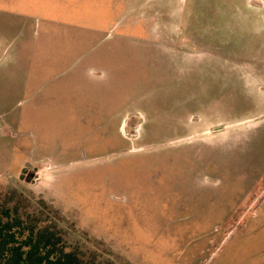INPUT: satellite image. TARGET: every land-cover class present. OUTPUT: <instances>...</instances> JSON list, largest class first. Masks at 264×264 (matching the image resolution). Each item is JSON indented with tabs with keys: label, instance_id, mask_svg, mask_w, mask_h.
<instances>
[{
	"label": "rangeland",
	"instance_id": "obj_1",
	"mask_svg": "<svg viewBox=\"0 0 264 264\" xmlns=\"http://www.w3.org/2000/svg\"><path fill=\"white\" fill-rule=\"evenodd\" d=\"M248 3L0 0V211L50 226L95 264H264L263 130L242 145L248 136L233 130H201L256 105L231 97L218 83L235 73L214 66L264 53L263 23L234 24L264 14L258 0ZM111 8L120 20L103 43L91 28L90 46L120 41L123 57H138L158 44L135 38L156 21L168 54L159 66L123 63L120 85L96 96L66 84L56 57L67 26L81 33L80 16ZM73 46L75 55L85 49Z\"/></svg>",
	"mask_w": 264,
	"mask_h": 264
},
{
	"label": "crops",
	"instance_id": "obj_2",
	"mask_svg": "<svg viewBox=\"0 0 264 264\" xmlns=\"http://www.w3.org/2000/svg\"><path fill=\"white\" fill-rule=\"evenodd\" d=\"M108 1L112 2V0ZM250 1L251 0H246V4H249L248 2ZM257 4L259 7H262L264 5V0H258ZM110 12L111 14H109L108 16L103 15L101 13V15L97 16L95 20L93 18L91 19L89 16H80L79 19L81 22V33H79L78 31L75 33L72 31V28L70 26H67V33L71 34H66V37L68 38L65 37V42L67 46L66 50H63L62 54H59V57H56V63L60 66L65 67L62 70L69 72L67 78L68 81L66 82V84H73L74 87H77L78 85L82 84L83 87H85V92L89 89V87H91V91H95L96 96L99 94L100 90H103V88H116L117 85H120L115 83V81H120V74L118 72L121 71L123 63L125 65L129 63L127 66L135 65L138 62H141L147 66H159L161 62L165 61L164 56L168 54L167 50L162 45L163 36L165 35V33L168 32L163 30L161 24L156 21H149L147 26L143 27L142 35L140 37L135 38L136 40L143 39L147 41L158 39V41H153L154 43L158 44H156V46H147L146 48L141 47L139 51H141L142 54H138V57H136L138 53L137 50H135L134 53H132L131 51L129 52V50H126L125 55H128L129 57H123V50L120 48V41H116L118 43L117 46L116 42H114V47H109L107 49L95 48L94 45L90 46V37L96 35L94 34L96 32H91V28L92 30H96L98 33L96 35V37L99 38H97V44L103 43L106 41L105 37L103 36H106L109 33L107 32V28L110 26V24H113L114 22H118L120 20L119 17L116 15V11L114 8H111ZM261 13L262 12H260V15H255V17L257 18H252L250 16H242L240 20V17L235 18L234 24L238 23L242 25L247 22L249 23V21L252 20V22L263 23V26H258L256 28V32H264V21H262L264 20V14L262 15ZM31 16L34 17L33 15ZM135 20H142V18L136 17ZM226 23L228 22L226 21ZM104 30L106 31L104 32ZM117 36H120V38L122 37L120 34H117ZM73 40H77L78 44L85 46V49L77 55L72 54L74 47ZM83 40H85V42L81 43V41ZM47 41L48 44L49 42H51L50 40L45 39V43ZM33 49L34 44H31L30 51L27 53L28 57H30V59L32 58V60L35 59L36 54V50ZM217 55L218 54L216 53L214 54V59L217 58ZM46 57L50 59L52 58V55H47ZM130 59H132L131 62ZM199 61L200 60L198 59V62ZM228 62L229 61L226 60L224 62H217L216 64L218 65L214 64L215 69L225 73H235L236 81H232L231 79H223L219 80L220 83L218 84L224 87L226 86L227 88H232V92L230 93L231 97L235 95L242 97L244 96L248 100H253L256 105L254 109L250 110L251 112L248 114L231 116L227 117L226 119L219 118L215 119L214 121L208 120L205 123V126H203L204 128H202L201 130H208L211 128V126L213 127L214 125L219 126L213 128V130H233L238 135L240 134L243 136H248L241 137L239 141L241 142L240 145H242L245 141H249V137L252 141L256 136L262 135L258 134L256 130H263L264 133V53L262 55H258L255 58L247 59L242 62H236L231 64H228ZM31 65L32 63L30 62V70H32L30 68ZM93 71L105 73H101L99 75L93 74ZM233 84L236 85L234 88ZM224 89L225 88L219 89L221 91L220 93L215 92V97H222ZM234 89H236V94L234 93ZM73 92L74 91L70 92V94H72ZM191 95L194 97V95H199V93L196 92L192 93ZM230 140L231 143L232 141H234L231 138ZM262 140H264V138ZM228 149L230 150L232 149V147H229Z\"/></svg>",
	"mask_w": 264,
	"mask_h": 264
},
{
	"label": "trees",
	"instance_id": "obj_3",
	"mask_svg": "<svg viewBox=\"0 0 264 264\" xmlns=\"http://www.w3.org/2000/svg\"><path fill=\"white\" fill-rule=\"evenodd\" d=\"M28 218L0 211V264H95L67 249L56 230Z\"/></svg>",
	"mask_w": 264,
	"mask_h": 264
}]
</instances>
